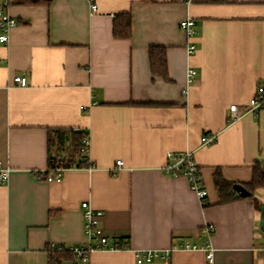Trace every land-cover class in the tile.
<instances>
[{"label":"crops","instance_id":"1","mask_svg":"<svg viewBox=\"0 0 264 264\" xmlns=\"http://www.w3.org/2000/svg\"><path fill=\"white\" fill-rule=\"evenodd\" d=\"M5 11L17 25L0 43V162L10 168L0 182V264H53L51 245L89 243L83 202L103 212L111 243L128 245L92 253L91 264H138L136 251L168 249L167 262L149 264H264V188L220 204L215 186L218 170L245 187L264 168V109L228 121L230 107L264 85V0H52ZM120 14L131 16L130 39L113 35ZM186 19L192 39L180 29ZM151 46L166 48L170 82L152 75ZM19 75L26 87L14 84ZM74 131L88 135V154L72 151ZM208 134L217 140L203 145ZM187 150L205 205L187 177L165 172L167 154ZM50 156L81 165L49 182L38 175Z\"/></svg>","mask_w":264,"mask_h":264},{"label":"built area","instance_id":"2","mask_svg":"<svg viewBox=\"0 0 264 264\" xmlns=\"http://www.w3.org/2000/svg\"><path fill=\"white\" fill-rule=\"evenodd\" d=\"M9 3V0H6V5ZM5 5H0V43H7L9 40V32L12 27L17 25V21L5 11ZM92 9H97V5H92ZM180 29L186 33V35L192 39L195 35V21L192 19H186L180 22ZM188 53L192 55L196 46L194 43H190L187 47ZM195 77V71L193 68H189L187 71V82L188 85L193 83ZM13 82L18 87H26L28 80L25 76H16L13 79ZM85 109V108H84ZM264 109V85H261L255 96L250 100V102L243 106L239 107L237 105H232L230 107V117L229 122L234 123L241 120L246 114L257 113L260 110ZM217 140V135H204L201 138L203 145L212 144ZM84 151L86 154L89 152L90 141L86 137L84 139ZM169 163L165 167V172L173 177L185 176L188 178L190 188L193 192L196 193L198 199L202 204H206V198L208 196V191L204 186L202 172L198 166L194 152L187 150L182 154H174L169 152L167 154ZM85 163L92 166V162L89 158H86ZM117 167L112 171L120 169L123 165L122 160L116 161ZM77 165H69L64 163L61 160V157H58L55 160V163L50 165L49 168L39 173L38 178H46L49 182H59L62 179V174L65 171L78 169ZM93 168V166H92ZM10 168L4 167L0 162V182L7 183L9 180ZM236 195H239L236 192ZM83 210L84 218V233L89 239V243L84 246L78 247H69L67 248L75 255L77 264H91L90 256L96 251H115L119 249H127L128 245L121 246L118 243H111L109 237L106 235L102 227V218L103 212L101 210L95 209L89 202H83L81 204ZM206 232L211 233L214 228L212 226L206 227ZM91 241H95L92 243ZM51 247L56 249H62L63 246L60 245H51ZM184 249H195L196 247H190L189 245H184ZM206 258L209 262H213L214 249L207 244L205 249ZM136 262L138 264H149L153 263L156 260L167 262L171 257V249L163 251H136L134 253Z\"/></svg>","mask_w":264,"mask_h":264},{"label":"trees","instance_id":"3","mask_svg":"<svg viewBox=\"0 0 264 264\" xmlns=\"http://www.w3.org/2000/svg\"><path fill=\"white\" fill-rule=\"evenodd\" d=\"M215 3L223 2V0H212ZM52 0H9V5H18V6H50ZM113 35L118 39H130L132 37V19L130 14H120L116 16L114 21ZM149 61H150V70L153 76L160 77L166 82H170L168 74V65H167V55L166 48L163 46H151L149 48ZM159 106L161 104H154ZM71 146L72 151L75 154H80L84 150V139L88 135L84 132L74 131L72 134ZM50 142V146H51ZM60 156V154H59ZM58 156V157H59ZM58 157L50 156L49 166L55 163V160ZM62 162H66L69 165H77L80 167L81 162L74 164L73 160H66L61 158ZM237 184L229 182L224 179L221 172L218 170L215 174V186L217 188L220 204H227L236 199L243 198L241 195H236ZM245 187L251 192L249 197L253 196V192L258 188H264V168L256 167L254 169L253 179L250 183L245 184ZM123 246V244L121 245ZM48 253L50 256V262L53 264H58L64 259H75L73 252L67 248L56 249L53 247L48 248Z\"/></svg>","mask_w":264,"mask_h":264},{"label":"water","instance_id":"4","mask_svg":"<svg viewBox=\"0 0 264 264\" xmlns=\"http://www.w3.org/2000/svg\"><path fill=\"white\" fill-rule=\"evenodd\" d=\"M235 190L242 197L250 196V192L242 185H236Z\"/></svg>","mask_w":264,"mask_h":264}]
</instances>
